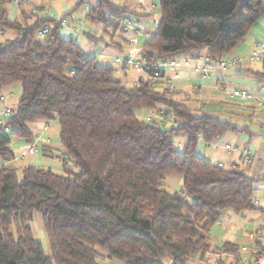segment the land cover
<instances>
[{
	"label": "trees",
	"instance_id": "obj_1",
	"mask_svg": "<svg viewBox=\"0 0 264 264\" xmlns=\"http://www.w3.org/2000/svg\"><path fill=\"white\" fill-rule=\"evenodd\" d=\"M61 17L11 19L0 0V28L20 36L0 45V102L3 88L19 83L16 108L0 132V264H187L211 249L209 231L227 209H258L256 183L239 167L225 168L197 154L200 139L249 133L210 111L196 113L173 91L146 81L128 86L115 69L86 56L79 43L61 34ZM154 34L142 44L153 60L165 61L205 48L216 61L232 51L264 16V0H157ZM129 11L111 0L90 6V22L103 23L114 37ZM49 26L44 36L38 31ZM108 30V29H107ZM122 34V33H121ZM123 35V34H122ZM124 37V36H123ZM164 74V73H163ZM253 75L264 80V71ZM169 111L178 124L158 125L137 110ZM56 121L63 172L42 165L21 168L9 135L31 138L28 124ZM184 136L182 151L176 138ZM45 156L54 153L44 147ZM181 174L178 191L165 182ZM41 212L50 253L30 221ZM219 252H238L226 241Z\"/></svg>",
	"mask_w": 264,
	"mask_h": 264
},
{
	"label": "crops",
	"instance_id": "obj_2",
	"mask_svg": "<svg viewBox=\"0 0 264 264\" xmlns=\"http://www.w3.org/2000/svg\"><path fill=\"white\" fill-rule=\"evenodd\" d=\"M54 1L55 0H24L21 5H18L11 0L5 7L11 19H17L21 22L25 21V14L28 16L27 22H33L36 19V17L30 15L32 8L37 9V15L47 14L59 18L74 7L68 0L62 1L59 7L52 3ZM111 1L125 6L129 13L138 16L148 29L156 30L154 19L156 14H160L159 8H157L156 14H152L148 12L138 0ZM152 1L157 3V0ZM58 8L62 10V15H60ZM87 14L88 11L85 15H73L72 17L78 18L79 21L82 18H86L85 21L87 22H85L83 27L78 25L73 26L71 24L62 27V36L77 41L84 54L89 57H94L99 65L109 66L115 70L117 68L120 69L115 59L126 49L125 38L120 32H117L113 37L110 32L111 29L108 31L107 26L104 25L103 28L100 27L101 24L98 22H90L87 18ZM99 29L108 31L110 34V42L104 43L103 41L105 47L97 45L99 44V40L92 35V33ZM6 33L7 30L2 32L3 35H6ZM82 36L90 40L92 39L93 42L96 40V45H92L90 41ZM14 38L17 37L13 35L8 39ZM146 40L147 37H141V44ZM261 42L264 43V16L253 25L247 36L239 42L232 51L227 53H236L244 57V60L238 65L229 66L225 69L216 67L211 69L207 74H204L201 70V66L204 65L208 56L206 51L201 50L195 54L177 56L181 60H188L189 65L182 64L178 67H166L163 72L165 78L171 79L177 86L176 90L173 91L174 98L190 105L196 113L207 110L218 116H225V118H230L237 123H241L240 125H248L249 133H226L209 144L200 139L196 152L210 162L219 163L227 169L231 167L242 168L250 176L255 178L264 177V103L258 104L255 101H242L232 97L229 91L233 88H244L253 94H259L262 99L264 98V92H260V89L264 87V80H260L253 75L254 71H264V57L256 60H249L247 58L254 50L257 43ZM138 77L139 74L135 70H130L126 73L121 71L120 76L116 78L120 79L125 85L130 83L136 85ZM4 88L3 98L0 102V118H4V110H8L12 113L17 106L13 108L12 104H14V102H12V97H16L17 95L19 99L21 95V90L16 94L14 90ZM28 127L33 133L31 138H20L13 134L9 135L11 147L14 151V159L11 161V164L26 160L28 155H25V150L30 143H37V140L40 138H49V142L41 144L43 146L37 151V153L41 154L43 157L38 155V158L29 160L30 162L27 165H42L59 171V163L55 161L56 159L61 161V158L57 156V154H61L62 151L59 142V131L54 126L47 125V121L45 120L31 122L28 124ZM180 143L185 145L186 141ZM226 144L235 147L237 151H226L224 148ZM44 147L51 150L54 155L45 156L42 150ZM246 149L251 151L255 157L252 165H248L245 161L244 151ZM1 163L2 161L0 160V164ZM23 166L20 164L15 165L17 168ZM182 181L183 177L181 174L172 173L166 179L165 184L170 191H178L181 188ZM252 199L257 200V204L255 205L258 209L241 212L227 209L223 213L221 221L211 226L209 231L211 252L219 255L231 253L219 252L214 249L216 247H221L226 241L237 245L240 250L243 244L251 242L252 235L256 229L264 226V179L256 183ZM43 240H45L44 236ZM224 257L226 256L224 255ZM193 259L195 261L194 264H205L201 256L194 257ZM106 264L120 263L115 260H107Z\"/></svg>",
	"mask_w": 264,
	"mask_h": 264
},
{
	"label": "built area",
	"instance_id": "obj_3",
	"mask_svg": "<svg viewBox=\"0 0 264 264\" xmlns=\"http://www.w3.org/2000/svg\"><path fill=\"white\" fill-rule=\"evenodd\" d=\"M13 2L21 5L24 0H12ZM138 2L145 7L150 13H157V4L152 0H138ZM31 13H37L36 8L31 9ZM70 23L67 18H64L60 25L62 27L68 26ZM155 28L158 25V18L154 19ZM50 30L49 26H45L38 31L39 36H44ZM120 33L125 38L126 49L115 59L117 65L123 72L135 70L138 74V81H146L155 87H165L170 90H176L177 86L171 79H166L163 72L166 67H178L182 64L189 65L188 60H181L179 57L171 58L165 61L153 60L148 55V50L141 44V37H151L155 30L148 29L138 16H134L131 13H126L123 17ZM2 30L0 28V35ZM0 40V45H1ZM264 57V43H257L254 50L247 57L249 60H256ZM244 60L242 55L236 53H230L224 55L220 59L214 61L207 57L206 62L201 66V70L204 74H207L213 68H227L229 66H236ZM260 92H264V87L260 89ZM229 94L242 101H255L258 104L264 103V98L258 94H253L249 90L244 88H233L229 91ZM4 118H0V132L8 135L11 132V128L5 124V120L10 116L11 112L4 110ZM145 120L148 122L155 121L158 125H165L168 122L178 124L169 111L157 110L151 111L145 116ZM54 121L50 120L47 125H52ZM49 142V138H40L36 142L30 143L25 150V155H32L36 153L44 143ZM41 145V146H40ZM220 146V145H217ZM228 152L237 151V149L229 144L224 146ZM244 158L248 165H252L254 162V156L246 149L244 151ZM5 164L11 163V160H4ZM221 165V164H220ZM223 166V165H222ZM254 204H257V200H253ZM222 217L218 220L221 221ZM224 255L226 257H224ZM205 264H264V226L259 227L252 235L250 243L243 244L238 252L224 253L223 255L214 254L210 250L206 251L203 256Z\"/></svg>",
	"mask_w": 264,
	"mask_h": 264
},
{
	"label": "rangeland",
	"instance_id": "obj_4",
	"mask_svg": "<svg viewBox=\"0 0 264 264\" xmlns=\"http://www.w3.org/2000/svg\"><path fill=\"white\" fill-rule=\"evenodd\" d=\"M62 1H64V0H55L52 3L55 4V5H57V7H59V6H61V2ZM68 1H69V3L72 6H75L79 0H68ZM96 2H97V0H88L87 3H85V4L81 5V6H79L78 8H76L73 12H71V14H70L71 16L68 15L66 17L68 19L69 23L71 25H73V26L78 25V26H82L83 27L85 25V22H87V21H85L86 18H82L79 21L78 18H75V17H72V16L75 15V14L85 15L87 13L89 7L96 5ZM58 9H59L60 15H62V10L60 8H58ZM82 17H85V16H82ZM159 17H160V14H156V18L159 19ZM98 23H100V22H98ZM100 24H101L100 27H103L104 28V24L103 23H100ZM107 29H108V31H110V28L109 27ZM108 31H103V30H100L99 29L98 31L92 33V35L96 39L99 40V42H98L99 44H97V45H102V46L105 47V44L104 43L105 42H108V41L110 42V34L108 33ZM13 35L15 37H19L20 36V33H18L16 30L9 29V30H7L6 35H3V34L0 35V40L3 43L6 40H8L9 37H12ZM82 37H84V36H82ZM85 39H87L88 41H90V43H92V45L93 44L96 45V43H95L96 40L93 42L92 39L91 40L89 38H85ZM103 41H104V43H103ZM202 51H206L205 48H203ZM121 71H122L121 69L117 68L115 70L114 77L120 76ZM128 86H134V84H131L130 83V84H128ZM4 89L14 90L16 92V94L18 93L19 90L22 91L21 84H19V83L11 84L10 86H5ZM18 101H19V99H18L17 95H16V97H12V102H14V104H12L13 108L18 104ZM148 112H149L148 110L142 109V110H137L136 111V114L139 117L145 119V116H146V114ZM221 117L225 118V116H221ZM170 124H171V122H168L166 124V126H169ZM238 124H241V123H238ZM53 126L59 131V126L56 123V121H55V123L54 122L52 123V127ZM185 141H186V138L184 136H180V137H177L176 138V148H177L178 151H182V149L184 147V145H182L180 142H185ZM38 155L40 157H43V156H41V154H39V153L36 152V153H34L32 155H28L27 158H26V160H24V161H22V162L21 161L20 162L17 161L16 163H12V164L14 166L15 165H18V164H20L21 166H23V165L26 166L30 162L29 160L38 158ZM55 161L57 163H59V166H60L59 169H58L59 172H63V165H62L61 161L59 159H56ZM30 225L32 227V230L34 232L35 237L42 242L43 247L45 249V252L50 253L49 242H48L46 233H45L44 228H43L42 214H41V212H35L33 219L30 221ZM43 236H44L45 240H43ZM194 262L195 261L192 258V259H189L188 260L187 264H194ZM106 263H107V260L105 261V264Z\"/></svg>",
	"mask_w": 264,
	"mask_h": 264
}]
</instances>
